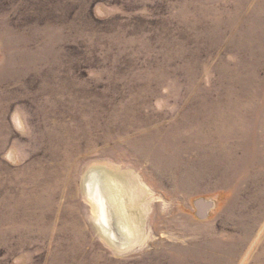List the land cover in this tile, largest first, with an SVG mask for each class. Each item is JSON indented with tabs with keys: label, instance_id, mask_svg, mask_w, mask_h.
I'll use <instances>...</instances> for the list:
<instances>
[{
	"label": "rangeland",
	"instance_id": "374dc122",
	"mask_svg": "<svg viewBox=\"0 0 264 264\" xmlns=\"http://www.w3.org/2000/svg\"><path fill=\"white\" fill-rule=\"evenodd\" d=\"M0 264H264V0H0Z\"/></svg>",
	"mask_w": 264,
	"mask_h": 264
},
{
	"label": "bare ground",
	"instance_id": "6f19581e",
	"mask_svg": "<svg viewBox=\"0 0 264 264\" xmlns=\"http://www.w3.org/2000/svg\"><path fill=\"white\" fill-rule=\"evenodd\" d=\"M101 175L102 174L96 170L89 174V179L87 180V183L89 184L88 193L95 206L94 209L96 208L95 211L98 212L100 228L110 236L113 242L122 244L118 232H122L121 223L124 214L122 216L118 215V208H120V206L117 204L119 202L117 200L119 199L117 193L115 192V189L113 190L111 186H109L107 181H103ZM103 182L106 183L102 184Z\"/></svg>",
	"mask_w": 264,
	"mask_h": 264
},
{
	"label": "water",
	"instance_id": "95a60500",
	"mask_svg": "<svg viewBox=\"0 0 264 264\" xmlns=\"http://www.w3.org/2000/svg\"><path fill=\"white\" fill-rule=\"evenodd\" d=\"M202 208H204L205 206L203 205V206H201Z\"/></svg>",
	"mask_w": 264,
	"mask_h": 264
}]
</instances>
